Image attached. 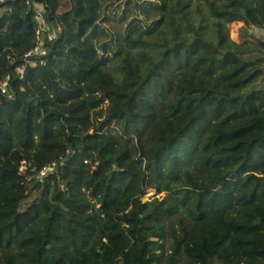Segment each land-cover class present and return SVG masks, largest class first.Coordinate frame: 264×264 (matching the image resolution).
I'll return each instance as SVG.
<instances>
[{
	"label": "trees",
	"instance_id": "trees-1",
	"mask_svg": "<svg viewBox=\"0 0 264 264\" xmlns=\"http://www.w3.org/2000/svg\"><path fill=\"white\" fill-rule=\"evenodd\" d=\"M236 21L264 0H0V264H264V39Z\"/></svg>",
	"mask_w": 264,
	"mask_h": 264
},
{
	"label": "built area",
	"instance_id": "built-area-1",
	"mask_svg": "<svg viewBox=\"0 0 264 264\" xmlns=\"http://www.w3.org/2000/svg\"><path fill=\"white\" fill-rule=\"evenodd\" d=\"M34 20L38 24V29L35 32V47L30 50L28 53L25 54L24 60L25 64L20 65L16 68V73L19 77H22L25 71V65L28 63L31 66H35L34 61L30 60L32 56H43L45 55V49H44V38H46L47 41H51L54 38V34L51 33L46 26L45 20H44V10L42 6H37L36 9L34 10ZM45 35V36H43ZM44 61H40V64L43 65ZM262 80H264V61L262 62ZM5 88H6V82L4 81L1 85L2 93H5ZM20 171H25L24 165L20 167ZM52 168L51 166H48L42 171H40V174L38 176L39 179L44 178L47 173L51 172Z\"/></svg>",
	"mask_w": 264,
	"mask_h": 264
},
{
	"label": "rangeland",
	"instance_id": "rangeland-1",
	"mask_svg": "<svg viewBox=\"0 0 264 264\" xmlns=\"http://www.w3.org/2000/svg\"><path fill=\"white\" fill-rule=\"evenodd\" d=\"M229 39L236 44H243L247 41H255L260 39L261 36L258 34L257 29H252L246 23L243 22H232L228 25ZM234 36H237L235 38ZM156 197L154 191H149L145 196L144 200H149Z\"/></svg>",
	"mask_w": 264,
	"mask_h": 264
},
{
	"label": "crops",
	"instance_id": "crops-1",
	"mask_svg": "<svg viewBox=\"0 0 264 264\" xmlns=\"http://www.w3.org/2000/svg\"><path fill=\"white\" fill-rule=\"evenodd\" d=\"M257 32H259L258 34L261 36V38L264 39V32L263 31H260V30H257Z\"/></svg>",
	"mask_w": 264,
	"mask_h": 264
}]
</instances>
